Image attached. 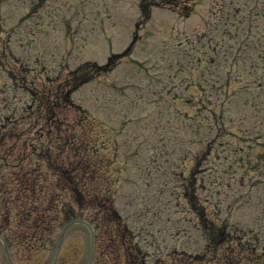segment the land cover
Here are the masks:
<instances>
[{
  "label": "rangeland",
  "instance_id": "obj_1",
  "mask_svg": "<svg viewBox=\"0 0 264 264\" xmlns=\"http://www.w3.org/2000/svg\"><path fill=\"white\" fill-rule=\"evenodd\" d=\"M182 1L0 0V116L4 107L25 109L16 118V137L7 138L16 141L18 156L11 166L8 157L0 159V178L13 175L7 192L24 191L23 182L33 179L39 189L28 197L47 224L50 199L61 197V177L56 182L47 172L61 157V139L70 136L103 147L95 148L93 161L85 159L88 166L73 182L98 192L102 211L109 208L107 215L114 217L112 210L123 223L120 230H96L88 263L81 224L61 227L60 220L50 234L31 240L33 248L16 246L32 233L31 219L25 220L30 205L27 196L10 198L1 186L0 233L9 243L7 256L0 243V264H49L54 257V264H131L129 252L137 247L144 264H264V70L244 54L248 34L264 35V9L252 11L256 0H223L221 8V0ZM108 53L121 54L112 69L79 88L67 86L71 70L82 62L102 64ZM9 70L16 72L11 78ZM26 82L38 88V98ZM59 87L71 89L72 105L61 89L52 112L38 110L39 92L49 91L42 98L48 104ZM42 123L45 133L36 136ZM28 138L51 158L33 153ZM113 154L121 157L112 165L124 167L126 180L119 171L112 183L113 166L109 176L91 165L106 170ZM63 181L71 183L65 174ZM181 188L228 231L221 246L204 248L186 200L176 196ZM194 251L201 259L193 260Z\"/></svg>",
  "mask_w": 264,
  "mask_h": 264
},
{
  "label": "trees",
  "instance_id": "obj_2",
  "mask_svg": "<svg viewBox=\"0 0 264 264\" xmlns=\"http://www.w3.org/2000/svg\"><path fill=\"white\" fill-rule=\"evenodd\" d=\"M71 146H72V144H71ZM73 149V148H72ZM86 150V148H85V146L84 147H82V149L80 150V151H83L82 153H80V151H76V153H75V155L77 154V156H79V153H80V156H82V157H78L77 158V161H76V163H78L79 164V169L77 170V172L78 171H80V170H82V168H85L84 167V165H82V162L85 160L83 157V154H84V151ZM85 154H86V151H85ZM86 156V155H85ZM68 165H65V167L63 168V171L65 170V168L67 167ZM90 218L91 219H94L95 218V215L94 214H91L90 215ZM202 226H203V228H204V231H205V234H207V235H209V236H213V235H215V233L216 232H214V231H212L208 226H206L203 222H202Z\"/></svg>",
  "mask_w": 264,
  "mask_h": 264
},
{
  "label": "flooded vegetation",
  "instance_id": "obj_3",
  "mask_svg": "<svg viewBox=\"0 0 264 264\" xmlns=\"http://www.w3.org/2000/svg\"><path fill=\"white\" fill-rule=\"evenodd\" d=\"M5 119H7V117H5Z\"/></svg>",
  "mask_w": 264,
  "mask_h": 264
}]
</instances>
